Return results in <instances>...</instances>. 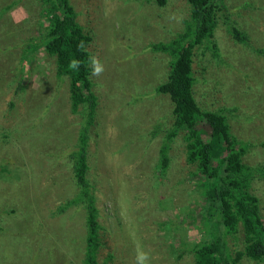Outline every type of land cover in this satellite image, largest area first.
I'll list each match as a JSON object with an SVG mask.
<instances>
[{
    "label": "rangeland",
    "instance_id": "374dc122",
    "mask_svg": "<svg viewBox=\"0 0 264 264\" xmlns=\"http://www.w3.org/2000/svg\"><path fill=\"white\" fill-rule=\"evenodd\" d=\"M69 1L89 38L86 50L104 65L100 76L90 65L97 103L86 146L88 189L98 211L96 260L137 264L144 251L147 264H194L189 249L209 222H219L199 210L202 193L190 177L182 132L167 136L172 104L156 87L167 79L170 57L150 48L183 31L190 5ZM222 1L212 37L218 58L204 45L193 48L194 97L204 110L232 108L230 130L250 144L243 160L264 165V0ZM47 7L44 0H0V264H84V210H59L78 191L67 155L77 148L82 121L53 57L41 46L30 52L28 44L38 43ZM232 27L247 39H236ZM164 144L169 163L162 174ZM252 192L264 226V178L252 182ZM224 239L232 257L244 246L240 232ZM239 264L264 261L244 257Z\"/></svg>",
    "mask_w": 264,
    "mask_h": 264
},
{
    "label": "trees",
    "instance_id": "16d2710c",
    "mask_svg": "<svg viewBox=\"0 0 264 264\" xmlns=\"http://www.w3.org/2000/svg\"><path fill=\"white\" fill-rule=\"evenodd\" d=\"M44 1L48 3V7L41 12V18H48V22L45 27L44 23H38V43L29 40V50L32 52L41 46L53 57L57 78L68 79L71 110L82 121L77 148L67 155L72 161L71 175L78 191L66 199L59 210L62 214L65 207L71 205L78 208L76 211L84 210L85 251L81 259L84 264H104L96 260L99 245L98 211L86 178L88 129L97 103L89 79L90 54L86 50L89 38L76 21V13L69 0ZM154 1L158 6H165L168 2ZM185 1L190 5V15L185 20L183 31L168 42L151 43L150 48L170 57L167 79L156 87L157 92L169 96L172 104L174 121L167 136L172 137L182 132L186 148L185 160L194 167L190 177L196 180L202 193L203 203L199 205V210L203 215L207 214V218L216 217L217 223L219 222L216 226L209 222V231L204 238L192 244L189 252L192 253L194 264H239L244 257L262 262L264 226L259 214V199L252 192V182L257 178H264V165L252 166L243 160L250 144L239 139L230 130L227 112L232 108L204 110L194 97L196 79L192 70L193 48L204 45V49L211 50V55L218 58L212 37L218 22L216 11L219 6H223V1ZM232 32L239 41L247 39L236 27H232ZM81 42L83 48L78 47ZM73 58L81 61L77 70L68 67ZM166 147L164 144L159 149L160 161L157 169L162 174L169 163ZM237 232L241 233L244 246L232 257L227 250L224 236ZM186 253L179 252L176 256L181 259Z\"/></svg>",
    "mask_w": 264,
    "mask_h": 264
},
{
    "label": "clouds",
    "instance_id": "9594fccd",
    "mask_svg": "<svg viewBox=\"0 0 264 264\" xmlns=\"http://www.w3.org/2000/svg\"><path fill=\"white\" fill-rule=\"evenodd\" d=\"M78 47L83 48V42H81V44L78 45ZM89 60L92 68V75L100 76L104 72V65L102 61L96 56L90 57ZM80 64L81 61L73 58L72 60L69 61L68 67L71 70H77ZM136 260H137V264H147L149 260V255L144 251H139L137 253Z\"/></svg>",
    "mask_w": 264,
    "mask_h": 264
}]
</instances>
